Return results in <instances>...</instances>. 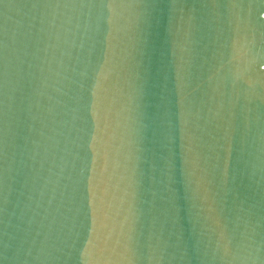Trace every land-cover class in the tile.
Instances as JSON below:
<instances>
[{
  "label": "water",
  "instance_id": "95a60500",
  "mask_svg": "<svg viewBox=\"0 0 264 264\" xmlns=\"http://www.w3.org/2000/svg\"><path fill=\"white\" fill-rule=\"evenodd\" d=\"M0 264H264V0H0Z\"/></svg>",
  "mask_w": 264,
  "mask_h": 264
}]
</instances>
